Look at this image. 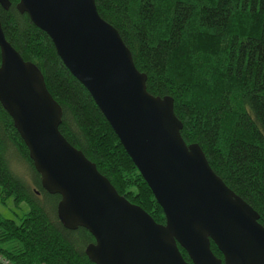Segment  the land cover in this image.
Masks as SVG:
<instances>
[{
	"label": "trees",
	"instance_id": "1",
	"mask_svg": "<svg viewBox=\"0 0 264 264\" xmlns=\"http://www.w3.org/2000/svg\"><path fill=\"white\" fill-rule=\"evenodd\" d=\"M0 7L5 39L40 69L61 107L58 129L94 162L116 191L157 222L161 207L86 88L68 71L48 35L9 0ZM145 73V88L170 95L185 143L197 142L210 167L258 213L264 226V0H94ZM17 162L18 168L13 163ZM25 201L15 221L0 214V253L15 264H95L93 240L56 215L59 194L40 184L28 151L0 104V199ZM211 251L221 252L210 240ZM184 259L185 250L178 246Z\"/></svg>",
	"mask_w": 264,
	"mask_h": 264
},
{
	"label": "water",
	"instance_id": "2",
	"mask_svg": "<svg viewBox=\"0 0 264 264\" xmlns=\"http://www.w3.org/2000/svg\"><path fill=\"white\" fill-rule=\"evenodd\" d=\"M0 0V7H9ZM15 8L50 38L86 88L162 209L157 222L119 194L94 162L58 129L61 107L37 65L21 57L0 25V104L12 119L49 193L59 194L62 226L86 228L95 264H264L258 213L210 167L197 142L185 143L172 97L145 88L117 29L94 0H17ZM210 240L221 252L216 256ZM181 246L189 260L181 255Z\"/></svg>",
	"mask_w": 264,
	"mask_h": 264
},
{
	"label": "rangeland",
	"instance_id": "3",
	"mask_svg": "<svg viewBox=\"0 0 264 264\" xmlns=\"http://www.w3.org/2000/svg\"><path fill=\"white\" fill-rule=\"evenodd\" d=\"M19 163L14 162L13 165L18 168ZM28 210V205L25 201H19L14 203L11 196L5 197L3 200L0 199V214L4 217L12 218L15 221Z\"/></svg>",
	"mask_w": 264,
	"mask_h": 264
},
{
	"label": "built area",
	"instance_id": "4",
	"mask_svg": "<svg viewBox=\"0 0 264 264\" xmlns=\"http://www.w3.org/2000/svg\"><path fill=\"white\" fill-rule=\"evenodd\" d=\"M0 264H15L0 253Z\"/></svg>",
	"mask_w": 264,
	"mask_h": 264
}]
</instances>
